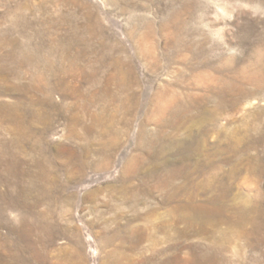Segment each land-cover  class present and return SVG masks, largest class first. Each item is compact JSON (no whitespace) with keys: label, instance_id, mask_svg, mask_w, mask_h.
I'll return each mask as SVG.
<instances>
[{"label":"rangeland","instance_id":"rangeland-1","mask_svg":"<svg viewBox=\"0 0 264 264\" xmlns=\"http://www.w3.org/2000/svg\"><path fill=\"white\" fill-rule=\"evenodd\" d=\"M170 258L264 264V0H0V264Z\"/></svg>","mask_w":264,"mask_h":264},{"label":"bare ground","instance_id":"bare-ground-1","mask_svg":"<svg viewBox=\"0 0 264 264\" xmlns=\"http://www.w3.org/2000/svg\"><path fill=\"white\" fill-rule=\"evenodd\" d=\"M111 257V255L110 254H108V259ZM150 259H152V257H149V258H146L145 260H150ZM111 261H113V260H111ZM109 261H107V263H108ZM165 262L167 263V260H165ZM145 264H151V263H149V262H147V263H145ZM156 264V263H155ZM169 264H181V263H179V261H177V260H175V259H172V258H170V263Z\"/></svg>","mask_w":264,"mask_h":264}]
</instances>
